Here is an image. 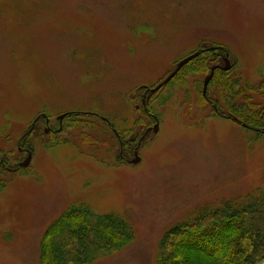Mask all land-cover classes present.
I'll use <instances>...</instances> for the list:
<instances>
[{"label": "rangeland", "instance_id": "rangeland-1", "mask_svg": "<svg viewBox=\"0 0 264 264\" xmlns=\"http://www.w3.org/2000/svg\"><path fill=\"white\" fill-rule=\"evenodd\" d=\"M215 47L209 69L151 93L183 59ZM226 56L233 67L218 73L208 101L204 80ZM223 90L264 110V0H0V158L12 168L27 158L19 142L39 115L63 126L37 135L41 118L23 143L30 166L0 164V264H44L48 231L77 208L134 233L122 249L92 246L88 264H159L173 227L258 197L264 131L217 115Z\"/></svg>", "mask_w": 264, "mask_h": 264}, {"label": "trees", "instance_id": "trees-1", "mask_svg": "<svg viewBox=\"0 0 264 264\" xmlns=\"http://www.w3.org/2000/svg\"><path fill=\"white\" fill-rule=\"evenodd\" d=\"M213 50L219 49H200V55L185 64L175 78L197 69H209L211 59L205 54ZM216 62L222 65L220 61ZM227 72L216 69L208 86L207 97L202 93L206 100H211L209 87L217 79L218 73ZM221 81H224V85L237 83L231 78ZM238 95L239 92L235 91L231 95L224 90L219 92L221 101L213 104L217 105L218 111L214 107L216 114L242 126L245 123V128L264 131V110L255 111L248 103H240L236 99ZM223 103L228 106V116L222 111ZM125 144L127 146V142ZM202 213L196 220L182 223L168 231L161 241L159 264H264V191L245 202L228 203L222 209H206ZM72 219H79L76 225L72 224ZM117 219L114 215L94 216L87 208L71 210L69 216L59 220L48 231L42 246L43 263L88 264L95 259L90 251L92 246L107 245L112 251L122 249L133 240L134 233L125 220ZM89 233L97 234L95 241H89ZM76 239L80 241V248L69 250Z\"/></svg>", "mask_w": 264, "mask_h": 264}, {"label": "flooded vegetation", "instance_id": "flooded-vegetation-1", "mask_svg": "<svg viewBox=\"0 0 264 264\" xmlns=\"http://www.w3.org/2000/svg\"><path fill=\"white\" fill-rule=\"evenodd\" d=\"M203 50H205V49H202V51ZM223 58H225V57H223ZM218 66H220V65H218ZM137 108H139V107H137ZM151 115H153V114H151ZM41 118H43V120H44V127L42 128V126H38V131L36 133L37 135H41L42 132L44 133V135L56 134V133L62 131V129H63L62 122H61L60 119H59L60 120V126L58 128V127L53 126L51 124L50 118H49V116L47 114L43 113V114L39 115L38 118L33 122L31 128L24 134V136L20 139V142H19V145H20L19 146V150L22 153H26L27 157L29 156V153H32V155H33V150L31 148H28V147H23V143L26 140V138L28 137V135H32L35 132V130L37 129V124H38V122L40 121ZM153 118L157 121V117L156 116H153ZM105 121L107 122V124L109 125V127L115 133V135L117 136V138L119 140V144H120L121 148H120V152H118V154L116 156H118V158H120L124 162H128L130 160L128 156H130L132 153H130V151L125 150V142H124L121 134L119 133V131L115 128L114 124L112 122H110L109 120H107V119ZM21 144H22V146H21ZM137 151L139 153V146L136 147L135 150H134V155L135 156H136V152ZM0 164L3 165V167H5L7 170L14 171V170H17L16 168H17V165L19 163H17L15 165V167L12 168V167H9L8 165H6L4 159L0 158Z\"/></svg>", "mask_w": 264, "mask_h": 264}, {"label": "water", "instance_id": "water-1", "mask_svg": "<svg viewBox=\"0 0 264 264\" xmlns=\"http://www.w3.org/2000/svg\"><path fill=\"white\" fill-rule=\"evenodd\" d=\"M200 51L195 52L193 54H191L190 56L186 57L185 59H183L181 62H179L175 68V70L166 78V80H164L159 86H157V88L152 89L151 92L154 93L155 91H157L158 89H160L161 87H163L164 85L168 84L177 74L178 72L183 68V66L185 64H187L188 62H190L191 60H193L194 58L198 57L200 55ZM225 61V65L224 66H213L211 69L210 74L205 78L204 80V88H203V94L205 97H207V90H208V86L212 80V78L214 77L215 71L217 68H221L224 71H229L232 69L233 65L229 59V56H226L224 58ZM215 109L218 111L217 109V105H214ZM66 114H63L62 116H60L61 119H63L65 117ZM236 119V118H235ZM243 126L247 127V124H243ZM154 130L155 132L159 131V123H157L153 128H150L148 130V132H150L151 130ZM33 159V155L32 153H29V156L22 162H20L17 165L16 169H21V168H27L30 166L31 162ZM141 161V158L138 154V151L136 152V157L134 158V160L132 161L133 163L137 164Z\"/></svg>", "mask_w": 264, "mask_h": 264}]
</instances>
